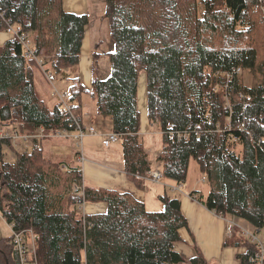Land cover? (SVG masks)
<instances>
[{
    "label": "trees",
    "instance_id": "16d2710c",
    "mask_svg": "<svg viewBox=\"0 0 264 264\" xmlns=\"http://www.w3.org/2000/svg\"><path fill=\"white\" fill-rule=\"evenodd\" d=\"M189 1L184 10L179 0H106L115 41L111 72L101 77L95 69L90 93L99 114L112 119L125 172L140 182L153 165L140 132L138 82L145 72L149 119L162 133L156 160L164 176L185 183L190 159H197L210 188L207 193L196 188L192 195L225 218L239 216L261 229L264 61L250 35L249 15L240 17L245 29L239 32L252 39L232 42L217 8L222 3L236 13L253 11L249 5L258 0ZM12 23L21 26V37L0 45V125L23 135L76 130L60 103L51 104L39 91L41 66L25 56V43L42 55L45 70L69 72L79 64L89 15L66 11L63 0H0V30ZM237 66L261 72L259 80L247 85L242 73L233 72ZM70 91L74 102L87 89L74 77ZM226 96L231 110L225 107ZM77 108L73 103L81 118ZM5 144L16 147L0 136V213L13 235L33 242L38 264H215L200 252L187 260L177 251L180 230L188 225L178 196L163 193L164 207L150 210L128 191L85 184L79 165L47 154L38 139L14 163L5 159ZM75 184L82 194L73 191ZM101 201L108 204L106 213L79 210L85 202ZM12 240L0 246L2 264L18 260ZM226 243L245 247L239 253L243 264H264V254L255 256L261 252L258 244L243 234Z\"/></svg>",
    "mask_w": 264,
    "mask_h": 264
},
{
    "label": "crops",
    "instance_id": "0c3cea01",
    "mask_svg": "<svg viewBox=\"0 0 264 264\" xmlns=\"http://www.w3.org/2000/svg\"><path fill=\"white\" fill-rule=\"evenodd\" d=\"M63 6L64 9L69 12L78 14L87 13L89 15V23L85 27V36L83 39L80 60L77 68L71 69L70 72L60 75L67 76L69 73H71L70 77H68L69 80L72 78L71 84L74 77H79L87 89L85 94L90 95L92 90L94 70L96 69L98 74L100 73L97 62L98 56L100 54L99 52L101 48H103V40L101 39L99 33H97L98 29L94 28L93 25L91 26L90 21V15L95 6H91L90 0H63ZM101 12L105 13V6H103V10ZM6 32L8 33L7 36L0 34V45L13 38L11 33L8 31ZM110 51L112 50L107 51L108 54ZM43 70L39 69L40 72L38 71L42 78L41 85L43 88L49 86V91L46 92V95L50 97L51 104H54L58 102V98L53 95L55 83L50 80V78H48L46 72H43ZM83 74L85 78L83 77ZM146 86L147 84L145 87ZM140 95L143 96L142 93H140ZM82 96L78 101L73 100V103L78 107L77 111L82 118L83 125L89 126L94 125L95 123H101L104 120L109 121L108 116L99 114L95 97L90 95L93 106L89 107L86 106L87 102H84L85 99L83 100ZM139 108L142 116L140 132L144 142V136L145 134L149 133L151 126L150 121H148L149 115L147 95L143 98L139 96ZM84 109L86 111V116L83 114ZM87 111L90 112L89 116H87ZM110 121L112 125L111 118ZM97 131L98 134H87L83 138L81 146L78 145V142L73 138H53L50 142L51 145L44 147L45 152L52 156L66 159L71 164L79 165L85 184L89 186L115 187L120 190L128 191L138 199L143 200L148 209L160 210L159 202L161 200L159 195L163 193H168L171 195L169 192L170 188L167 184L170 185L171 183L169 181L176 182V180H171V178L168 177H166V179L161 182L153 181L148 177H143L140 182L131 179L124 170V154L121 140L118 141L120 144L115 146V148L113 146L105 147L102 144L103 136L112 132L113 129L106 132L97 128ZM120 149H122V152H120ZM146 149L149 151V153L152 151L150 147ZM158 152L159 151L156 152V157ZM81 154H87L89 157H87L85 161L81 162ZM194 189L196 188H191L188 193H184L180 197L181 209L188 221V225L181 228L180 230L181 239L175 243L177 251H179L187 260L192 259L200 252L203 254L204 258L211 263L243 264L239 258V253L244 252L245 247L235 245L233 243H226L227 239H231L237 234H235V232L233 233L232 231H229L230 226L228 219L217 214L213 210L208 209L200 201L194 199L191 196V191ZM161 204L163 205V202ZM81 209L85 214H102L107 212L108 204L102 201L85 202L81 204Z\"/></svg>",
    "mask_w": 264,
    "mask_h": 264
},
{
    "label": "rangeland",
    "instance_id": "374dc122",
    "mask_svg": "<svg viewBox=\"0 0 264 264\" xmlns=\"http://www.w3.org/2000/svg\"><path fill=\"white\" fill-rule=\"evenodd\" d=\"M90 3H91V6H95L92 10L91 15H90L91 26L93 25L94 28L98 29L97 33H99V35L101 36V39L103 40V44H102L103 48H101V50L99 52L100 54L98 56V62H97L99 70H100L99 75L106 77L111 72V59H110V55L108 54L107 51L114 49L115 41H114L113 36H112L111 25L109 24V22L107 20V16H106V5H107L106 0H90ZM261 4H263V3H261ZM103 6H105V13L101 12L103 10ZM178 6H185L184 10H186L187 9L186 6H191V3L189 0H179ZM249 6H255L254 7L255 9L253 8V11H252L251 8H250V10H248L249 8L248 9L242 8L241 11H237V13H236V12H233V11H230L229 9H227L226 6L223 5L222 3H218L217 8L220 9V12H221V16H222V20H223V23H222L223 29L227 34L230 35L229 38L231 39V41L236 42L235 41L236 38H241V42H243V40L246 39L247 36H249L251 39L253 36V38H255L256 44L259 48V60H260V62H262V61H264V6H261L258 3H255V5L250 4ZM203 12H204V7L201 5V6H199V15L202 16ZM247 16L249 18L248 20L250 22H252V25L254 27V32L252 34H250L252 36L247 35L244 32H239V31H241L240 27L245 29V27H243L241 24L238 23L240 20V17L246 18ZM236 24H239V25L236 26ZM0 34L4 35V36L8 35L6 30H0ZM41 69L45 70V67H42ZM44 70H43V72H45ZM76 71H78V70H76ZM39 72L37 73V76H36L38 87L42 84V82H41L42 78L39 75L40 74ZM50 73H51L52 79L56 80V82L54 84V91L55 90L63 91L65 89H67V90L71 89L72 78H71V80H69V78H68V77H70L71 73H69V75H67V76L57 74L53 70H51ZM260 73L261 72H257L258 75H256L253 71H251L249 69H243V72L241 74V79L243 80L244 83H246L247 85H250V84L254 83L255 81L259 80ZM83 77L85 78L84 74H83ZM145 85H146V73L142 72V74L139 77V82H138V103H139V96L141 98H143V97H146V95H147V91H146L147 86L145 87ZM144 87H145V89H144ZM39 89H40L42 95L45 96L47 98V100L51 103L50 97H48L46 95V92L49 91V86L46 88H43L41 85L39 87ZM140 93H142L143 96H141ZM90 95L84 93L82 96V99L83 100L85 99L84 102H87L86 106H89V107L93 106V102L90 98ZM89 113L90 112L87 111V116H89ZM83 114H84V116H86L85 109H84ZM108 118H109L108 119L109 121L104 120L101 123H95L94 125L97 128L102 129L103 131H106V132L111 131L113 129V126L111 125V121H110L111 117L108 116ZM141 118H142V116H141ZM148 121H150L149 118H148ZM150 125L151 126H150L149 133L145 134V136H144V144H145L146 148L150 147L152 149V151L150 152V155H151L150 158L152 159L153 163L156 164L155 163L156 162V152L160 151V149L162 148V133H161L158 125L154 126L151 124V122H150ZM87 134H89V133H85L83 136H79L78 138H76V135H78L77 131H75V132L72 131V132L66 133V134H63V133L59 134L57 131L50 136L49 140L47 141L48 142L47 145H51L50 142L53 138L64 137V138H73L74 140H76L78 142V145L81 146V142ZM73 135L75 136L76 139L74 137H72ZM118 144H120V143L115 142L112 144V146L115 148V146H117ZM33 146H34V140H32L30 138L28 140L22 141L20 146H16L15 148H12V147H10V145L5 144L4 145L5 159L11 163H14L17 160L18 153H21L24 151H31ZM236 149L240 150L241 149L240 145H238V147ZM120 152H122V149H120ZM80 157L82 159L81 162H83L89 156L87 154H83V155L81 154ZM146 177H148V176H146ZM148 178H150V177H148ZM150 179H152V178H150ZM165 179H166V177L161 178V180H159V181H156L153 179L152 180L156 181V182H161V181H164ZM169 182L171 184H173V185L167 184L171 190V191L169 190L170 194L174 195V196H178L179 198L184 193H188L189 190L193 187L202 190L204 193H207L209 188H210L208 178H207L205 172H203L201 170L200 165H199L197 159H195V158L190 159L187 179H186L185 183H182L181 187L178 186L179 182H177V181L176 182L175 181H169ZM191 196L194 199H196V197L192 195V191H191ZM160 202H159V206H160V209H162L163 205L161 204L162 202L161 203ZM149 207H151V206H149ZM79 210L81 211V213H83L81 206H80ZM227 219L229 221V226H230L229 231H232L233 233L235 232V234L240 233L241 235L244 231H248L251 234H256L258 240H260L262 242V243H260V245L262 247H264V227H262L261 229H258L251 222H249L247 219H244V218L239 217V216L229 215V216H227ZM12 236H13V232H12L10 224L3 218V216L0 213V246L2 244L6 243L7 241L11 240Z\"/></svg>",
    "mask_w": 264,
    "mask_h": 264
},
{
    "label": "built area",
    "instance_id": "2783aa9c",
    "mask_svg": "<svg viewBox=\"0 0 264 264\" xmlns=\"http://www.w3.org/2000/svg\"><path fill=\"white\" fill-rule=\"evenodd\" d=\"M263 3V4H261ZM258 4H260L261 6H264V0H258ZM1 14H4V12H1ZM9 33H11L13 35V37L18 36L21 37V26L19 24L16 23H12L9 24V27L7 28V30ZM26 45V49H25V56L28 58H35V60L37 61V63L41 66V67H45L46 65L44 64V59L42 57V55H37L34 51V49L32 48V46H30L29 44L25 43ZM48 78H50V80H52L54 83L56 82V80H53L51 77V73L49 70H45ZM234 73L237 74H241L243 72V68L241 66H237L234 71ZM231 75V73L229 74ZM53 95L56 96L58 98V102L61 105V109L65 112H67L70 116L68 118H72L73 119V124L74 126H76V130L78 132V135H76V138H78L79 136H83L85 133H89V134H98L97 128L94 125H89V126H85L82 123V120L79 116L75 115L73 112V102L71 100V95L72 93L70 92V90H63V91H59V90H55L53 92ZM225 107L228 109H232L231 108V103L229 100V96H226V101H225ZM71 131H67V130H63V131H58L59 134H66V133H70ZM55 133V132H50V133H44L42 130L38 133V134H33V135H23L21 134L18 130H12L7 126H3L0 125V136L1 137H7L9 139L12 140V142L14 143V145L18 146L20 145V143L24 140H28L29 138L34 140V139H38L42 145L47 146L48 144V140L50 138V136ZM72 137L75 138V136L73 135ZM75 138V139H76ZM119 139V135L112 131L110 133H108L107 135L103 136L102 139V144L105 147H110L112 146L113 143L118 142ZM146 175L150 178H152L153 180L159 181L161 180V178L165 177L164 176V172L161 166V163L159 161L156 160V164L152 165V167L147 171ZM179 187L182 186V183H179L178 185ZM73 191L75 193L78 194H82V191L79 189L78 185H74L73 187ZM244 237L249 238L252 242H255L258 244L260 250H261V254L257 253L255 256L256 257H262V255L264 254V247H262L260 245V243H262L260 240H258L257 235L256 234H251L248 231H244L243 233ZM13 246L14 249L16 250V252L18 253V260H16L15 264H38L36 259L34 258L33 254H34V245L33 242L27 243L25 241V239L23 238L22 234L20 233H14L13 235ZM0 264H2L0 262ZM4 264H13V262L11 261H7Z\"/></svg>",
    "mask_w": 264,
    "mask_h": 264
}]
</instances>
